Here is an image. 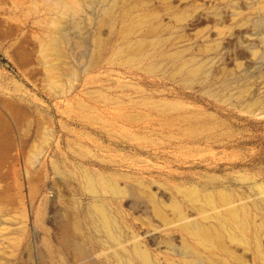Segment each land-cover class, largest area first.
<instances>
[{"label": "rangeland", "instance_id": "374dc122", "mask_svg": "<svg viewBox=\"0 0 264 264\" xmlns=\"http://www.w3.org/2000/svg\"><path fill=\"white\" fill-rule=\"evenodd\" d=\"M64 1L0 0V264H142L135 243L155 264H187L194 244L144 187L193 220L180 187L227 190L264 252V0H81L75 17ZM125 8L156 14L159 43L149 35L143 56L129 54L141 33H128ZM180 61L203 74L185 80ZM85 173L126 190L98 195L117 240ZM255 232L236 252L263 264Z\"/></svg>", "mask_w": 264, "mask_h": 264}, {"label": "bare ground", "instance_id": "6f19581e", "mask_svg": "<svg viewBox=\"0 0 264 264\" xmlns=\"http://www.w3.org/2000/svg\"><path fill=\"white\" fill-rule=\"evenodd\" d=\"M63 3H65V1ZM81 5V0H73L72 2H66L64 4V9L74 12L75 17L76 14L79 13ZM115 6L117 5H111L110 7L107 6L108 8L105 9V15H107L110 21L114 18ZM262 8H264V6H262ZM134 12V9L130 8L126 10L123 15L124 20L127 19L126 24L128 26V33H141V35H138L140 38L137 39V42L130 44L129 54L131 56H135L136 54H141V56H143L148 45L149 35L155 37V39L151 41V45L159 43V39L156 35L159 33L160 27L156 25L153 20L154 17H156V14L144 10L135 16L133 15L135 14ZM177 17L181 18L179 16ZM53 25H55L54 22ZM59 37L60 36L57 38ZM53 40L56 41L54 38ZM58 44L59 43L56 45ZM55 54H58V57H61L60 53ZM174 57L179 58V53H175ZM56 67L57 65L55 64L53 68L59 69V67ZM179 70L183 74L184 79L190 81L203 74L204 66L203 64L193 65L192 62H183V64L181 63ZM85 175L89 190L96 196V202L93 205L94 214L98 218L103 230L107 232L108 236L112 240H117V224L105 205L104 197L98 195L105 192L113 197L122 198L124 196L126 197V190L116 181L106 179L103 176L96 178L90 173H85ZM148 189L144 187L143 191L140 190L139 193L144 194V197L151 203L156 217L165 225L176 222L175 225L169 227L171 228L175 226L178 228L186 234L187 237L190 238V242L194 244L195 247L188 241L185 242V246L192 248L191 250L194 253V258L188 259L186 261L187 264H198V259H205L209 264H232L233 262L235 264H248L247 260L236 252V249L241 247L246 251L252 250L253 244L250 237L251 229L256 230V237L253 239L255 241V251L264 264V252L261 248V242L259 239L261 226L252 225V222L250 221V209L235 204V198H233L227 190L219 189L213 193L212 191L200 190L194 186H187L185 188L180 187L178 190L183 193V196H185L191 204V208L193 206L201 218V220H193L190 218V215L183 204L176 200L171 201L168 205L174 215L173 217H170L165 211L164 206L158 201L156 195ZM259 190L261 194H264V186H261ZM262 197H264V195ZM99 198L101 199L99 200ZM261 204L260 200L255 201L256 208L264 210V207H262L263 204ZM79 229L80 227H78V225L75 226L76 232H79ZM200 249H204L207 255L204 256ZM135 256L142 264H155V262L151 260L149 252L146 249H143L138 243H135ZM128 261L132 263L131 259H128Z\"/></svg>", "mask_w": 264, "mask_h": 264}]
</instances>
